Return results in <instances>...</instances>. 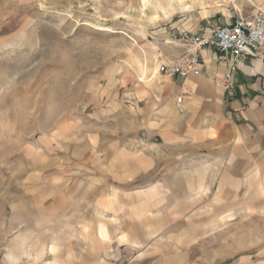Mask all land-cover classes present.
Listing matches in <instances>:
<instances>
[{"label":"rangeland","instance_id":"1","mask_svg":"<svg viewBox=\"0 0 264 264\" xmlns=\"http://www.w3.org/2000/svg\"><path fill=\"white\" fill-rule=\"evenodd\" d=\"M258 10L264 0H0V264H81L70 261L72 243H84L88 229L77 223L104 205L94 191L104 185L96 176L109 162L105 144L122 136L141 145L147 129L134 124L137 94L163 75L160 54L178 47L168 36ZM259 154L244 171L254 189L241 181L233 212L193 214L187 260L177 264H264ZM95 215L98 224L103 214ZM121 241L103 261L158 264L155 257L169 253L150 238Z\"/></svg>","mask_w":264,"mask_h":264},{"label":"crops","instance_id":"2","mask_svg":"<svg viewBox=\"0 0 264 264\" xmlns=\"http://www.w3.org/2000/svg\"><path fill=\"white\" fill-rule=\"evenodd\" d=\"M183 50L175 46L169 56L160 54L161 61L174 59ZM201 59L200 74L159 75L153 88L145 83L137 94L142 105L134 124L147 131L140 146L122 136L105 144L104 158L109 162L103 176H96L104 185L94 191L104 205L88 212L85 223H77L88 233L82 237L84 243H72L78 247L69 253L70 261L108 264L102 258L108 247L121 239L132 245L150 238L153 249L163 245L169 249L167 257H155L158 264H177L187 260L191 243L187 228L192 227L193 214L233 212L241 181L254 189V175L244 171L257 164V154L264 158V50L238 61L232 93L224 87L228 62L210 48L201 51ZM117 117L120 131H126L130 126L125 115ZM133 181L143 183L127 188ZM97 212L103 214L98 224ZM97 229L104 237L98 243Z\"/></svg>","mask_w":264,"mask_h":264},{"label":"built area","instance_id":"3","mask_svg":"<svg viewBox=\"0 0 264 264\" xmlns=\"http://www.w3.org/2000/svg\"><path fill=\"white\" fill-rule=\"evenodd\" d=\"M232 19L227 23L215 22L204 30H184L168 36V43L186 46L187 50L174 59L162 61L158 72L171 78L198 75L203 67L201 51L210 48L228 62L224 87L227 93H232L236 86L238 61L256 57L264 50V11L258 10L252 16Z\"/></svg>","mask_w":264,"mask_h":264}]
</instances>
